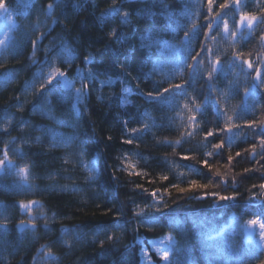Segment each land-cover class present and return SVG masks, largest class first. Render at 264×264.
<instances>
[{"label":"trees","instance_id":"obj_1","mask_svg":"<svg viewBox=\"0 0 264 264\" xmlns=\"http://www.w3.org/2000/svg\"><path fill=\"white\" fill-rule=\"evenodd\" d=\"M5 1L18 28L0 54V159L7 156L0 166V264H166L164 254L177 264L264 261V243L251 240L246 225L264 219V196L253 187L264 182L257 135L264 84L254 72L246 78L251 70L233 58L234 50L243 52V59L261 66L264 0H241L235 11L229 0L207 38L200 27L207 23L206 0H164L173 9L168 15L160 13L158 0H115L118 15L112 14L114 0ZM223 2L215 0L213 15ZM142 9L152 15L142 16ZM241 12L257 17L252 29H236ZM123 13L131 14L128 23ZM225 21L235 37L224 33ZM193 23L199 42L191 46L202 51V42L211 49L204 58L222 62L212 83L206 72L194 82L188 77L182 41ZM89 54L92 62L85 63ZM55 69L72 84L65 88L57 78L59 94L50 96L46 77ZM90 71L95 79H80ZM171 83L185 85L187 96L172 105L145 99L154 87ZM125 88L130 93L122 104ZM200 104L203 115L195 110ZM253 120V129L245 127ZM229 125L231 132L221 131ZM209 130L214 136L206 141ZM125 138L134 143L123 144ZM221 141L220 154L209 157L212 143ZM252 145L254 158L247 151ZM205 159L220 166V176L201 167ZM164 175L167 180L160 179ZM193 179L214 187L172 189ZM210 191L237 199L218 202Z\"/></svg>","mask_w":264,"mask_h":264},{"label":"snow or ice","instance_id":"obj_2","mask_svg":"<svg viewBox=\"0 0 264 264\" xmlns=\"http://www.w3.org/2000/svg\"><path fill=\"white\" fill-rule=\"evenodd\" d=\"M231 4L236 5V9H233V11L238 10L239 7L241 6V0H230ZM158 3L160 5V13L164 14V15H168L170 12L173 11V9L171 8V6L169 5H165L164 4V0H158ZM207 3V17H206V25H201L200 27H206V31H204V37L207 38L209 36V31H211L213 29V25L214 23L218 20V19H222L223 15L225 13L226 9H229V0H224L223 3H219V11L215 12V15H213V5L215 3V0H206ZM59 5H54V4H49L47 5L48 9H54V7H58ZM74 7H79V5H74ZM0 11H3L5 13L8 12V6L5 2V0H0ZM112 14L113 15H118L120 14V10L118 8L115 7V0H114V4H113V8H112ZM130 13H123V19H122V23H128L129 22V17H130ZM141 15L145 16L146 18L151 16L152 13L149 12L148 10H141ZM262 16H264V13L261 14ZM10 15H9V19H10ZM169 20H171V17L169 16ZM254 22H257V17L255 15L252 14H248L245 12H241L239 20L235 21V27L236 29H239V27L241 25H244L245 23L247 24V27L249 29H252L254 27ZM258 23H264V20H260L258 21ZM218 26V25H217ZM223 30L225 34H229L232 37L236 36V30H232L230 32L229 30V25L228 22L225 21L224 25H223ZM113 35H116L115 32H113ZM198 35H199V28L197 27V25L195 23H193L192 28L185 31L184 34V40L182 41V44L184 45L183 51L185 53L184 55V64L186 65L187 69H188V77L189 80L194 82L195 78L197 76H201L203 72L207 73V76L205 77V79L209 82L212 83L215 79H216V75L214 74H219L220 72L223 71V67L222 62L220 61V59H215L212 60L210 57L208 59L204 58V51H207L209 53H211V49H204V45L201 42L200 43V47L202 49V51H196L191 45L194 42H199L198 41ZM260 40L264 41V35L260 36ZM158 42V41H157ZM6 45V40L5 39H0V46H5ZM32 45L35 48L38 47L37 41H32ZM173 50H176V46L175 45H171L170 46ZM61 48L66 50L67 46L66 45H61ZM244 53L243 52H236L235 50L233 51V58L235 60H240L242 62L243 65H246L247 68L251 71L246 72L245 73V77L247 78V76L252 75V73H255V77L254 79H256L259 83L264 84V59H262L260 61L261 66L260 67H256L253 65V63L249 60V59H243L244 57ZM191 60L192 63H188V60ZM92 62V57L91 54H89L88 57L85 58V63H91ZM229 63L231 64V61H229ZM206 65V66H205ZM50 66V65H49ZM65 72L61 71L59 69H55L51 74H49L46 77V81L47 84L50 86L47 91L48 93L51 95H58L59 93L57 92V84L59 83V81L57 80V78L63 79L64 83L63 86L65 88L71 87L72 82L68 81L67 79H65ZM41 76H44L43 71L41 72ZM96 74L92 71H90L89 73H87V75H83L80 77L81 80H92L95 79ZM111 80L107 81V84H111ZM167 82V81H166ZM159 87H154L153 90L148 91L147 93L143 94L145 96V99L149 100V101H156V102H160V103H164V104H168V105H172L176 102V98L177 96H187V90H186V86L179 84V83H171L170 87H163L162 85H158ZM82 87H86V85H83ZM214 87V84H213ZM41 92L44 91V85L41 84ZM247 91V90H246ZM77 100L80 99V97L83 95V92L81 89H77ZM130 93V90L125 88L124 89V94L122 95V104L123 103H127V99H128V94ZM206 99L208 98L207 96L205 97ZM196 101L193 100L192 103H195ZM48 103H50V99L48 101ZM197 112H200L201 115H203V111H204V105L200 104L199 107H197L195 109ZM190 122H196L197 118L196 116L193 115H189L188 117ZM231 119V117H229V120ZM257 122L255 120L248 122L245 124V127H247L248 129H253L256 126ZM147 127V126H146ZM259 127H260V131L259 133H257V135H259L260 137H262L259 140V144L260 147L262 149H264V120L259 121ZM231 128L232 126L229 125L226 128H222L221 131H227V132H231ZM139 131L138 129H132L131 132L135 133ZM195 133H189V136L194 135ZM131 135V133L129 134ZM214 136V132L212 130H209L206 135H205V140L207 141V139L209 137H213ZM123 144L125 145H132L134 143L133 139L131 138H125L122 141ZM224 147V143L223 141L221 142H216V143H212V148L215 150V152H210L207 155L209 157L213 156L214 154H220L219 150H221ZM247 151H249L250 153L253 154V158L256 154V146L252 145V147L250 149H248ZM241 153L237 152L236 156H240ZM190 157L188 156H181L182 160H187ZM264 158V157H262ZM233 156L232 154L229 152V154L227 155V163L229 165H231L232 161H233ZM7 161V156L5 155L4 159H0V166L5 165ZM201 167L207 169L209 172H211L214 176H220L221 172H220V166H215L213 164H210L209 161L207 159L202 160L200 162ZM131 165H126V167H130ZM24 168H20V172H24ZM244 171L247 173L249 171H252V169H244ZM132 173L130 172L129 175H131ZM139 174V173H137ZM161 180H167L168 177L166 175L161 176L160 177ZM137 187L139 188L140 186L137 185ZM214 187V185L212 183H200L197 180L193 179L189 182V184L187 185V187H182L179 184H174L172 185V189H174L177 192H189L192 190H208V189H212ZM253 187H258L261 190V195L264 196V182H261L258 185H253ZM147 191V190H145ZM166 192L168 191L167 189L165 190ZM150 196H152L153 198L156 197L157 195V191H152L150 193H148ZM207 195L212 196L216 201L218 202H231V201H235L237 199V194H232V195H222L219 193H216L214 191H210L207 192ZM204 198V197H201ZM251 198V197H250ZM22 208L28 207L27 205H21ZM23 223V222H22ZM246 225L248 228H253V227H258L259 228V237H260V241L262 243H264V219L261 218H252V219H248L246 221ZM248 237L250 238L252 233L249 232L247 233ZM109 239H111V237H109ZM209 239H211V237H209ZM230 247H232L234 250L237 249V245L235 241L230 242ZM142 253L146 256L147 252L144 249H141ZM161 259L164 260L166 262V264H177V261L175 259H170V257L167 254H164L161 256ZM154 264V262H153ZM260 264H264V261H261Z\"/></svg>","mask_w":264,"mask_h":264},{"label":"rangeland","instance_id":"obj_3","mask_svg":"<svg viewBox=\"0 0 264 264\" xmlns=\"http://www.w3.org/2000/svg\"><path fill=\"white\" fill-rule=\"evenodd\" d=\"M21 3L28 4V0H20ZM6 2V1H5ZM8 6V5H7ZM10 15V19H9ZM18 28L17 23L14 20V11L13 9L8 8V12L0 16V39H5L6 40V45L5 46H0V54L3 52V50L8 47L9 42L11 40V36L14 32L15 29ZM248 232H251L252 235L250 237L251 240H257L260 241L259 237V228L258 227H253V228H248ZM261 243V242H260Z\"/></svg>","mask_w":264,"mask_h":264},{"label":"water","instance_id":"obj_4","mask_svg":"<svg viewBox=\"0 0 264 264\" xmlns=\"http://www.w3.org/2000/svg\"><path fill=\"white\" fill-rule=\"evenodd\" d=\"M4 14L3 11H0V16H2ZM256 24V22H254V25ZM247 27V24L245 23L244 25H241V28H245Z\"/></svg>","mask_w":264,"mask_h":264}]
</instances>
